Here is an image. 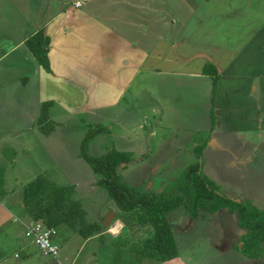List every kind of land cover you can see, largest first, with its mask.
<instances>
[{
	"label": "rangeland",
	"instance_id": "rangeland-1",
	"mask_svg": "<svg viewBox=\"0 0 264 264\" xmlns=\"http://www.w3.org/2000/svg\"><path fill=\"white\" fill-rule=\"evenodd\" d=\"M260 1L246 0L237 6L231 5V12L239 13L230 17V21H241L243 11H247L248 16H264V10H253L264 9ZM18 7L16 0H0V57L29 31L21 28L17 15L27 23L34 12L19 13ZM54 12L55 6L51 4L50 13L43 14L40 21ZM219 17L214 13L213 28L206 22L202 26L196 20L195 40L198 36L204 43L207 28L213 31L210 36H221L217 31L227 33L228 28L222 29V22H216ZM248 23L240 28L230 26V36L240 31V36L256 41L259 51L249 49L255 55L250 57L245 51L238 60L249 63L248 71L242 72L246 85L257 80L263 86L264 17H250ZM18 49L0 62V170L4 169L5 176L0 190L13 193L8 202L15 216L23 200V197L20 199L23 188L42 176L50 183L48 193L50 188L57 190L76 185L74 199L85 211L87 220L107 218L112 213L116 216L104 227L109 230L115 224L123 225L117 220L120 210L107 191L97 187L90 193V186L85 184L91 181L97 185L99 177L83 155L101 157L113 149L133 154L132 162L119 168L123 181L133 188L155 192H161L187 167L198 164L201 153L202 172L214 182L220 194L237 202L250 201L264 210V128L259 123L253 127L235 125L215 132L211 137L214 135L219 145L210 146L209 141L203 151L196 148L207 139L211 126L214 87L209 77H201L202 73H197L199 76L185 74L176 77V82L167 77L160 82L159 77L138 74L129 77L130 88L120 96L111 88L96 92V85L91 84V90L95 91L55 89L50 92L51 98L42 100L40 79L34 74L40 65L27 44ZM172 95H176V99H169ZM117 97L120 98L117 100ZM95 98L97 104L90 105ZM82 105H89V110L94 111L86 113ZM245 112L251 118L259 117L254 106H247ZM102 129L107 131L103 133ZM96 130H99L98 135ZM4 202L8 204L7 198ZM168 220L178 249V258L172 261L138 255L136 247L145 245L151 237L149 228L140 232L121 230L117 239L105 233L103 239H94L80 247L83 239L72 234L74 229H80L78 224L61 223L56 227L55 242L60 246L57 260L44 257L39 248L32 245L30 264H260L262 258L250 259L238 250L245 230L238 226L237 214L227 209L217 213L201 211L198 218H191L181 207L171 212ZM18 225L14 219L1 230L0 236L9 229L13 238L22 235L24 231L17 229ZM3 236L5 238L6 233ZM124 241L127 245L123 248L116 246L117 242ZM15 242L0 245L1 264H23L24 259L16 261L14 258L19 252V244Z\"/></svg>",
	"mask_w": 264,
	"mask_h": 264
},
{
	"label": "crops",
	"instance_id": "crops-1",
	"mask_svg": "<svg viewBox=\"0 0 264 264\" xmlns=\"http://www.w3.org/2000/svg\"><path fill=\"white\" fill-rule=\"evenodd\" d=\"M16 1L19 5L17 11L19 13L34 12L33 18L28 19L30 23L29 21L26 23L20 14L17 15L21 28L29 29V31L26 32V37L17 44L15 41V45L0 57V62L9 53L13 54L22 45H26L27 40L32 36L43 31L44 36L49 37L51 41L48 52L51 73L40 64L34 73L40 79L39 91L42 100L51 98L50 92L55 89L71 92L73 89L85 92L95 91L91 90V84L96 85V92L111 88L120 96L125 91L128 92L130 88L129 77L138 74L159 77L160 82L165 81L166 77L176 82L174 80L176 77H183L185 74L199 76L197 73H202L201 77H209L213 80L212 77L203 74L204 66L211 62L216 66L220 80L214 103L211 101L210 118L211 111L214 109L216 124L211 131L212 122L210 121L211 126L207 130L210 132L207 136L211 141L210 146L219 145L216 137L214 135L211 137L213 133L226 131L234 128L235 125L250 124L253 127L259 123L260 127L264 128V85L262 86L257 80L251 85H246L247 79L242 77V72L244 69L248 71L249 63L246 65L247 60H238L243 52L246 51L245 55H249V49L259 51L260 48L255 45L256 41L240 36L242 32L239 31L238 35L230 36L229 30L230 26L240 28L242 25L249 24L250 17L255 19L264 17L263 15L248 16L245 14L247 11H243L241 21L231 22L229 18H234L239 13L231 12V5L237 6V3L241 4L246 0H218L219 2L217 0H52L53 3H50V0ZM78 2L82 4L79 7ZM51 4L55 6V12L46 20L40 21L43 14L50 13ZM259 4L264 5V0H261ZM253 10L263 11L264 9ZM214 13L220 16V20L216 19V22L221 21L222 29L228 28V32L217 31L221 36H210L213 31L207 28L209 32L204 43L199 41L198 36L195 40L194 32L198 31L196 20L202 26V23L206 22L208 27L213 28ZM253 55L255 53H250V57ZM81 76L91 78L83 80L76 78ZM168 97L176 99V95ZM119 98L117 97V100ZM121 100L123 101L124 97ZM95 104H97L96 98L90 105ZM82 106V110L86 113L94 111V109L89 110V105ZM247 106L256 107L259 117L251 118L245 112ZM3 170V168L0 170V188L4 184ZM40 177L44 178L39 176L34 181ZM44 179L46 186L50 187L49 181ZM89 182L85 184L90 186V193L96 191L98 186ZM24 188L20 199L24 197ZM12 194L0 190V199H2L0 232L14 219L19 223L16 228H22L24 232L13 238L11 229L3 231L0 236V245L8 241H16L15 243L19 244V252L15 253L14 258L16 261L24 259L23 264H30L33 254L31 246L36 247V245L25 237V230L33 222L41 221L44 225L46 224L42 220L35 221L32 218L23 200L15 216L11 203L8 202ZM6 198L8 204L4 202ZM85 219L86 216L84 224H99L104 229L100 234L84 238L79 230L73 228L75 231L72 234L83 239L80 247H85L94 239H103L105 233L117 239L123 230L124 224H119V227L115 224L109 230L104 227L107 219L105 216L95 221L87 219L85 221ZM53 228L57 232L53 239L55 242L58 230L56 227ZM117 228L119 234L114 233V229ZM4 233H6V239L3 236ZM61 236L64 238V234ZM71 238L74 239V237ZM2 257L3 255H0V264ZM259 262L264 264V256Z\"/></svg>",
	"mask_w": 264,
	"mask_h": 264
},
{
	"label": "trees",
	"instance_id": "trees-1",
	"mask_svg": "<svg viewBox=\"0 0 264 264\" xmlns=\"http://www.w3.org/2000/svg\"><path fill=\"white\" fill-rule=\"evenodd\" d=\"M50 42V38L40 31L28 39L26 44L39 64L51 73L48 58ZM203 74L213 78L212 102L214 103L220 74L211 62L204 66ZM211 122V131H213L216 124L214 109L211 111ZM106 131V129L101 130L103 133ZM98 132L99 130H96L95 134L98 135ZM209 141L207 137L203 143L197 144L196 148L203 151ZM201 155L199 153L198 164L187 167L161 192L133 188L123 181L119 168L122 164L127 165L132 162V153L113 149L101 157L90 156L87 153L83 156L89 162L94 174L99 177L98 187L104 188L117 204L120 210L117 220L124 224L123 230L140 232L145 228L150 229L151 237L145 241L146 244L140 245L141 248L136 247L138 255L162 262L178 258V249L168 216L183 207L191 218H198L201 211L217 213L222 209L237 214V224L245 230L240 240L242 246H237L238 250L247 258L261 259L264 256V210L250 201L237 202L220 194L214 182L202 172ZM48 188L46 180L41 177L24 188V205L35 221L42 220L49 227H57L61 223L78 224L79 232L84 238L103 232L102 225L83 223L85 212L74 199L75 186L57 188V190L50 188V193ZM125 243L126 241L117 242L116 246L124 247L127 245Z\"/></svg>",
	"mask_w": 264,
	"mask_h": 264
},
{
	"label": "built area",
	"instance_id": "built-area-1",
	"mask_svg": "<svg viewBox=\"0 0 264 264\" xmlns=\"http://www.w3.org/2000/svg\"><path fill=\"white\" fill-rule=\"evenodd\" d=\"M81 2L77 6H81ZM56 229L47 227L41 222H33L25 230V237L31 240L41 251L44 257L57 259L60 247L53 241L56 236Z\"/></svg>",
	"mask_w": 264,
	"mask_h": 264
},
{
	"label": "water",
	"instance_id": "water-1",
	"mask_svg": "<svg viewBox=\"0 0 264 264\" xmlns=\"http://www.w3.org/2000/svg\"><path fill=\"white\" fill-rule=\"evenodd\" d=\"M113 218H114V214H112V213L109 214L108 217H107V219H106V224L105 225H108V223L110 222V220L113 219Z\"/></svg>",
	"mask_w": 264,
	"mask_h": 264
},
{
	"label": "bare ground",
	"instance_id": "bare-ground-1",
	"mask_svg": "<svg viewBox=\"0 0 264 264\" xmlns=\"http://www.w3.org/2000/svg\"><path fill=\"white\" fill-rule=\"evenodd\" d=\"M118 231V228L117 229H114V233H116Z\"/></svg>",
	"mask_w": 264,
	"mask_h": 264
}]
</instances>
